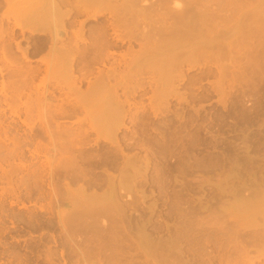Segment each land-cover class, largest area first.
<instances>
[{"label": "rangeland", "instance_id": "374dc122", "mask_svg": "<svg viewBox=\"0 0 264 264\" xmlns=\"http://www.w3.org/2000/svg\"><path fill=\"white\" fill-rule=\"evenodd\" d=\"M247 1L264 16V0ZM36 2L0 0V30H13L0 39V264H264V234L238 227L250 212L232 218L264 176V46L253 75H218L199 59L161 95L163 79L142 57L129 67L138 45L122 62L128 45L101 17L84 22L86 48L104 25L114 58L75 57L74 80L44 78L46 38L13 28ZM256 39L264 45V32ZM100 71L115 72L104 85L125 114L115 132L89 130L107 105L90 93ZM110 187L119 210L94 215Z\"/></svg>", "mask_w": 264, "mask_h": 264}, {"label": "bare ground", "instance_id": "6f19581e", "mask_svg": "<svg viewBox=\"0 0 264 264\" xmlns=\"http://www.w3.org/2000/svg\"><path fill=\"white\" fill-rule=\"evenodd\" d=\"M176 3L180 4L179 8L175 6ZM259 5L258 2L252 8L247 0H37L33 8L22 13L21 24H15L13 28L19 29L21 35L28 32L30 35H42L46 38L39 46L40 50L46 51L41 58V63L45 66L44 78L56 79L53 73L63 72L67 82L74 80L72 64L75 57L91 55L92 60L101 62L103 59L114 58L111 55L114 53L106 54L110 46V42L106 40V32L109 29L112 41L128 45V50L126 49V53L120 57L122 62L125 63L126 55L132 56L134 53L132 43L138 45L140 53L129 63V67H138V64H143V60L149 65L151 72L160 74L163 79L160 91L162 95L164 80L168 81L171 77L169 81L173 82L177 76V79L182 81L184 78L180 76L181 67L199 59L212 61L211 64L218 75L232 71L250 72L253 75L258 66L260 47L264 46L258 39L255 40L258 32H264L260 29V23L264 21L258 19L259 16L264 17L258 12ZM80 16L85 19L78 21ZM101 17L107 18L108 29L103 25L97 30L96 36L95 32L93 33L89 52L90 49L86 48L87 41L84 39V33L87 31L84 29V22L97 21ZM11 29L0 30V39L8 36L13 40ZM68 32L71 33L70 36ZM244 49L246 53L241 52ZM243 55L245 63L239 65L235 60ZM1 57L8 59L4 47ZM21 57L24 62L29 61L26 50H21ZM224 58L228 60L227 63L222 62ZM114 73L106 71L102 74L100 71L99 75L94 77L90 93L92 95L101 92L105 96L102 101L107 105L94 113V123L90 126V131L97 132V128L102 127L108 132H115L122 126L125 117L120 106L122 102L118 100V95L112 92V88L104 86L109 83ZM82 79L90 82L85 76H82ZM43 85L39 83L38 86ZM74 86L68 90L76 92L78 86ZM216 86L221 87L220 80L216 82ZM101 87L104 88L102 91L99 90ZM170 94L177 95L176 92H171L164 96L168 97ZM42 98L45 99L44 95ZM96 105L97 103H94L91 107ZM86 114L91 115L92 109ZM259 180L250 185L251 197L244 198L241 203L233 206L232 218L238 222L239 218L250 212L249 216L238 222V227L251 229L250 233L264 234V176ZM95 203L91 206L94 215L101 211L119 210L113 187ZM235 212L237 214H234ZM223 224L225 223L221 222L218 228H223ZM235 233H238V229Z\"/></svg>", "mask_w": 264, "mask_h": 264}, {"label": "clouds", "instance_id": "9594fccd", "mask_svg": "<svg viewBox=\"0 0 264 264\" xmlns=\"http://www.w3.org/2000/svg\"><path fill=\"white\" fill-rule=\"evenodd\" d=\"M177 8H179L180 7V4L179 3H176V5H175Z\"/></svg>", "mask_w": 264, "mask_h": 264}]
</instances>
